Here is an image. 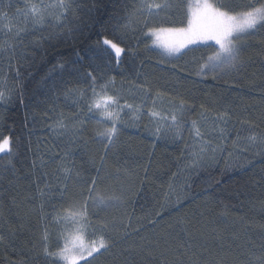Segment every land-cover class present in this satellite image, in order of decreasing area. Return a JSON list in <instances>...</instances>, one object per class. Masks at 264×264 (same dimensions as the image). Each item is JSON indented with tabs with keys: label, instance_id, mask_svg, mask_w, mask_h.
<instances>
[{
	"label": "trees",
	"instance_id": "16d2710c",
	"mask_svg": "<svg viewBox=\"0 0 264 264\" xmlns=\"http://www.w3.org/2000/svg\"><path fill=\"white\" fill-rule=\"evenodd\" d=\"M193 1L0 0V264H62L48 253L81 206L86 241L109 243L81 264H264V27L199 74L213 42L169 56L151 35L186 26ZM105 38L126 49L119 65ZM102 86L120 103L111 144L89 111Z\"/></svg>",
	"mask_w": 264,
	"mask_h": 264
},
{
	"label": "snow or ice",
	"instance_id": "6c2138e0",
	"mask_svg": "<svg viewBox=\"0 0 264 264\" xmlns=\"http://www.w3.org/2000/svg\"><path fill=\"white\" fill-rule=\"evenodd\" d=\"M59 6L67 7L62 0ZM168 6V4L156 3L155 0H151L142 7L151 13L153 10L161 11ZM186 7V26L152 29L151 35L156 37L164 52L169 56L181 53L182 49L188 45L212 41L213 44L208 45V47L212 48L213 51L206 56L204 63L200 64L199 74L214 72L221 66L233 64L238 56L236 41L239 37L248 33L249 30L257 28V26L264 27V0H248L243 5L231 3L229 0H216L215 3L209 2V0H195V3L188 4ZM237 9L242 10L238 11ZM31 11L35 13L36 9L33 8ZM103 44L107 50H110L112 58L119 65L126 49L121 46L118 40L105 38ZM89 75L91 76V73ZM2 99H4V92L0 91V100ZM126 106L131 107V105ZM113 108H120L118 97L108 95L103 86L99 93L93 89V100L89 106V111L95 109L99 112L100 120L98 123L111 122L110 127H105L97 133L98 136L106 138L109 144L114 141L119 131L117 128L119 111H114ZM151 115L158 116L159 114L152 112ZM171 119L175 122L177 118L173 115ZM251 139H255V137ZM11 151V137L5 136L0 139V153L11 155ZM68 156L69 153L66 152L61 159ZM62 171L71 174V169L68 167H63ZM95 184L96 181L93 180V187L89 188V198L95 206L105 207L113 197L94 195ZM69 219L76 224L86 220V206L70 211L64 217L65 221ZM82 230V227L78 228L71 239H66L64 247L57 253L48 254L56 256L62 264H81V261L86 262L87 258H94L95 254L108 249L109 243L104 235H100L89 243H84L83 236L80 234Z\"/></svg>",
	"mask_w": 264,
	"mask_h": 264
},
{
	"label": "rangeland",
	"instance_id": "374dc122",
	"mask_svg": "<svg viewBox=\"0 0 264 264\" xmlns=\"http://www.w3.org/2000/svg\"><path fill=\"white\" fill-rule=\"evenodd\" d=\"M209 2H210V0H209ZM193 3H195V0L193 1ZM249 31H250V30H249ZM163 38H164V37L162 36V39H163ZM169 39H173V38H169ZM207 42L210 43V42H212V41H207ZM199 43H206V42H199ZM153 45H154V47L158 48L159 50L164 51V49L160 46V43L156 40V37H154V36H153ZM190 46H192V45H188L186 48L182 49V51L188 49ZM182 51H181V52H182ZM80 226H81V225H80V223H79V224H76V226H75L74 228L72 227V230H71V232H70L72 235H70V236L68 235L69 238H68V237H67V238H68V239H71L72 236L76 234L77 229H78V228H81ZM70 233H69V234H70ZM80 234L83 236V233H80ZM83 241H84V243H88V242L86 241V239H85V236H83ZM87 259H88V258H87ZM81 262H82V261H81Z\"/></svg>",
	"mask_w": 264,
	"mask_h": 264
}]
</instances>
